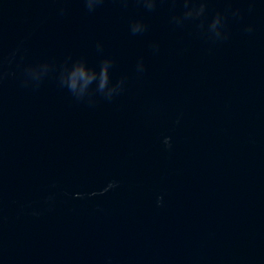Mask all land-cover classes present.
Listing matches in <instances>:
<instances>
[{
    "label": "water",
    "instance_id": "95a60500",
    "mask_svg": "<svg viewBox=\"0 0 264 264\" xmlns=\"http://www.w3.org/2000/svg\"><path fill=\"white\" fill-rule=\"evenodd\" d=\"M0 264H264V0H0Z\"/></svg>",
    "mask_w": 264,
    "mask_h": 264
},
{
    "label": "clouds",
    "instance_id": "9594fccd",
    "mask_svg": "<svg viewBox=\"0 0 264 264\" xmlns=\"http://www.w3.org/2000/svg\"><path fill=\"white\" fill-rule=\"evenodd\" d=\"M76 75L77 74L75 72H73L72 75H71V77H70V80H71L70 88L73 89V90L76 87ZM79 75L81 77H83L84 76L83 71H80L79 72ZM91 79H92L91 77L86 78L85 79V84L91 83ZM106 83H107V75H106V73L102 72L101 77H100V89L101 90L105 87Z\"/></svg>",
    "mask_w": 264,
    "mask_h": 264
}]
</instances>
